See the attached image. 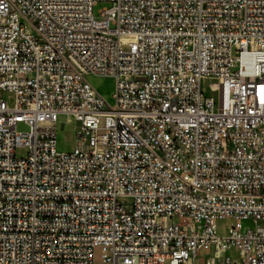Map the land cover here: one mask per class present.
Returning <instances> with one entry per match:
<instances>
[{
	"label": "built area",
	"instance_id": "1",
	"mask_svg": "<svg viewBox=\"0 0 264 264\" xmlns=\"http://www.w3.org/2000/svg\"><path fill=\"white\" fill-rule=\"evenodd\" d=\"M97 247L102 264H264V0H0V264Z\"/></svg>",
	"mask_w": 264,
	"mask_h": 264
},
{
	"label": "rangeland",
	"instance_id": "2",
	"mask_svg": "<svg viewBox=\"0 0 264 264\" xmlns=\"http://www.w3.org/2000/svg\"><path fill=\"white\" fill-rule=\"evenodd\" d=\"M110 4L108 3H98L94 7V16L96 18L99 17L98 12L103 8H109ZM91 84L94 88L101 94L108 103H112L111 94L114 88V82L111 79H101V78H90ZM205 92L208 94V85L203 86ZM71 123V124H70ZM65 124V125H64ZM69 125V126H68ZM74 125V126H72ZM100 126H103V122H101ZM78 128V124L73 120L67 121L66 117H60L58 123V145L57 150L60 152H69L73 149L75 145V132ZM17 131L26 133L29 128L24 123H19L16 127ZM26 148H17L16 149V157L17 158H25L27 156ZM232 224L230 220H224L219 223L220 233L223 234L224 228H228ZM244 227H251V223L245 222L243 224ZM94 264H102L100 257V248L97 247L94 252Z\"/></svg>",
	"mask_w": 264,
	"mask_h": 264
},
{
	"label": "bare ground",
	"instance_id": "3",
	"mask_svg": "<svg viewBox=\"0 0 264 264\" xmlns=\"http://www.w3.org/2000/svg\"><path fill=\"white\" fill-rule=\"evenodd\" d=\"M205 86V85H204ZM60 118V117H59ZM67 121L69 122V117H66ZM71 124V123H70ZM65 125V124H64ZM69 126V125H68ZM74 126V125H72ZM57 137H58V130H57ZM77 151H84V144H77Z\"/></svg>",
	"mask_w": 264,
	"mask_h": 264
}]
</instances>
